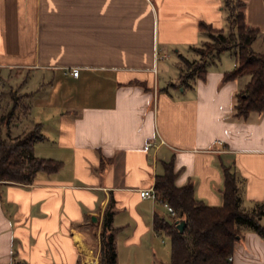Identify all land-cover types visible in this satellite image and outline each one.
<instances>
[{"label": "crops", "instance_id": "0c3cea01", "mask_svg": "<svg viewBox=\"0 0 264 264\" xmlns=\"http://www.w3.org/2000/svg\"><path fill=\"white\" fill-rule=\"evenodd\" d=\"M242 1L264 50V0ZM227 14L224 0H0V91L20 87L43 135L34 155L61 162L31 183L0 180V264H99L108 204L116 264H169L154 216L173 218L138 192L162 161L208 205L222 204L228 165L242 208L264 205V107L234 113L249 75L223 80L236 63L223 50L203 78L179 79L208 39L200 23L227 30ZM239 228L231 264H264V235Z\"/></svg>", "mask_w": 264, "mask_h": 264}, {"label": "trees", "instance_id": "16d2710c", "mask_svg": "<svg viewBox=\"0 0 264 264\" xmlns=\"http://www.w3.org/2000/svg\"><path fill=\"white\" fill-rule=\"evenodd\" d=\"M243 4L242 0H224L228 11L227 30L200 23L203 29L212 31L208 35L210 40L193 49L208 56L201 63L195 62L191 71L185 74L180 64L179 74L181 84H190L195 78L204 77L208 64L216 59L219 52L231 51L236 63L224 72L223 80L249 75L245 86L235 95L234 113L237 116H245L251 110L261 111L264 107V50L257 51L252 47L259 30L246 24ZM180 60L191 63L187 58L181 57ZM27 107L26 103L25 109ZM15 109L17 105L13 102L7 112L0 114V180L31 183L37 171H56L61 162L34 155V142L43 138L39 124L23 136H9L8 125ZM3 126L7 128L5 135L1 132ZM161 164L163 170L156 176L154 188L160 199L173 206L178 218H185L183 229L179 230L176 218L166 220L154 216L155 229L170 239L169 264H231L228 256L232 253L234 241L240 236L239 225L264 235V227L259 222L264 205L251 210L242 208L237 177L228 165H223L222 204L208 205L194 197L191 182L181 186L175 184L176 171L172 160ZM111 217L112 209L108 204L100 230L99 264H116Z\"/></svg>", "mask_w": 264, "mask_h": 264}, {"label": "rangeland", "instance_id": "374dc122", "mask_svg": "<svg viewBox=\"0 0 264 264\" xmlns=\"http://www.w3.org/2000/svg\"><path fill=\"white\" fill-rule=\"evenodd\" d=\"M211 30H207L208 35L211 33ZM262 38V37H261ZM260 37L256 38L254 43L252 44L253 48L256 50H259L260 47L259 45L261 44V39ZM210 40V37L208 36V39L206 41ZM263 46H264V38H263ZM194 53H196V55L198 56L197 58L193 59V57H189L187 58L188 62L191 63H187L184 62L183 60H180V64L182 65V71L185 74L188 71H191V68H193L195 65V62H199L201 63L203 60H206L208 54L206 53L205 55H200L198 54V52L194 51ZM228 53H225L224 56H228L226 55ZM227 58V57H226ZM166 60H169L168 58ZM191 67H190V66ZM161 69V67L159 68ZM13 102L16 103L17 105V109H15L14 114L12 115L11 121L8 125V132H9V136L10 137H14V136H23L24 134L31 132L32 130L35 129L36 125L33 123H30L29 120H27L26 118V110L25 109V105H26V99H25V94L23 93V91H21L20 87L17 86L16 84H4L3 86H1V91H0V114L3 112H7L11 105L13 104ZM20 123L19 127L17 126L14 129H9L10 127L14 126V124ZM7 131V128H5L3 126L2 129V134L5 135V132ZM165 210V209H164ZM167 211H163V213L165 214V217H169L168 213H166ZM177 213V212H176ZM178 216V213H177ZM164 239L166 240L165 242H167V246H170L169 244V240L167 238L164 237Z\"/></svg>", "mask_w": 264, "mask_h": 264}, {"label": "built area", "instance_id": "2783aa9c", "mask_svg": "<svg viewBox=\"0 0 264 264\" xmlns=\"http://www.w3.org/2000/svg\"><path fill=\"white\" fill-rule=\"evenodd\" d=\"M70 73L73 75H77L78 70L76 68L71 69ZM150 145V142H146L144 148L147 149ZM139 195L143 198H150L152 200L158 201L160 202L167 210V212L169 213V215L172 218H176V220L178 219L176 210L173 208V206H171L169 203H167L166 201H163L162 199H160L158 193L156 192L154 185H150L147 187H143V188H139L138 189ZM228 260L231 261L232 260V255L228 256Z\"/></svg>", "mask_w": 264, "mask_h": 264}, {"label": "water", "instance_id": "95a60500", "mask_svg": "<svg viewBox=\"0 0 264 264\" xmlns=\"http://www.w3.org/2000/svg\"><path fill=\"white\" fill-rule=\"evenodd\" d=\"M184 224H185V218H178L176 220V225H177V228L179 230H182L183 229Z\"/></svg>", "mask_w": 264, "mask_h": 264}]
</instances>
